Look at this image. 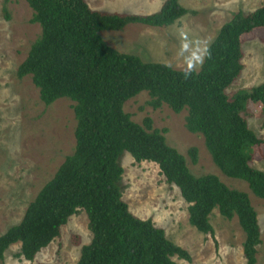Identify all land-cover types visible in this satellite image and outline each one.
I'll return each mask as SVG.
<instances>
[{
    "label": "trees",
    "instance_id": "obj_1",
    "mask_svg": "<svg viewBox=\"0 0 264 264\" xmlns=\"http://www.w3.org/2000/svg\"><path fill=\"white\" fill-rule=\"evenodd\" d=\"M9 1L2 0L5 12ZM25 1L32 10L29 21L39 25L40 34L16 75L30 77L45 105L61 97L73 101L75 144L21 219L0 234V261L15 243L20 244L18 257L33 260L79 210L87 216L91 241L81 247L76 264H178L172 256L190 260L163 228L134 215L123 201L119 157L127 152L137 162L155 163L165 182L178 188L187 203L188 223L197 231L213 236L214 208L226 219L236 217L244 234L245 264H256L261 233L248 194L228 187L215 174L194 175L185 157L167 143L166 128L153 127L148 116L134 122L123 105L145 91L154 109L163 104L175 113L186 109V129L203 137L215 166L246 182L251 193L264 200V171L253 166L264 136L258 137L242 115L253 102L264 116V81L227 92L243 68V36L264 27V3L238 11L223 23L206 47L203 63L186 78L188 69L120 53L99 34L131 23L171 25L193 13L179 0H163L150 14L101 11L87 0ZM187 152L196 163V147Z\"/></svg>",
    "mask_w": 264,
    "mask_h": 264
},
{
    "label": "rangeland",
    "instance_id": "obj_2",
    "mask_svg": "<svg viewBox=\"0 0 264 264\" xmlns=\"http://www.w3.org/2000/svg\"><path fill=\"white\" fill-rule=\"evenodd\" d=\"M91 8L120 13L150 14L163 0H87ZM187 13L168 26L131 23L119 30H102V40L123 54H134L146 62H161L187 70V58L204 50L220 26L238 11L247 12L264 0H179ZM32 10L25 0H10L3 10L0 0V234L22 217L27 204L49 180L75 144L73 101L61 97L50 105L40 99L29 76L18 78L16 70L24 60L40 27L29 20ZM187 42L188 49L182 46ZM243 68L227 89L229 94L264 81V27L243 36ZM197 64L194 69H198ZM142 91L127 100L123 110L134 122L152 119L153 127L166 128L167 143L184 157L194 175L215 174L230 188L245 191L257 212L261 243L257 263L264 264V200L249 190L246 182L224 175L211 160L203 137L185 127L186 109L173 112L166 104L154 109ZM243 117L258 137L264 136L260 106L248 102ZM196 147L193 163L188 149ZM123 168L120 188L129 210L142 219H151L164 229L166 237L185 249L190 260L172 256L178 264H245L244 239L236 217L226 219L214 208L210 215L213 236L197 231L188 223L187 203L178 188L165 182L153 162L135 161L129 153L119 157ZM253 166L264 171V145L253 155ZM88 219L79 210L61 227L59 237L41 249L31 261L18 257L20 244H12L0 264H76L81 247L91 241Z\"/></svg>",
    "mask_w": 264,
    "mask_h": 264
},
{
    "label": "clouds",
    "instance_id": "obj_3",
    "mask_svg": "<svg viewBox=\"0 0 264 264\" xmlns=\"http://www.w3.org/2000/svg\"><path fill=\"white\" fill-rule=\"evenodd\" d=\"M184 51H187L188 49V44L187 42L182 46ZM205 52L207 49L204 50ZM204 60V55L203 53H200L197 51L196 53L193 54V56H189L187 58V65H188V70L184 73L185 77H189L191 74V71L195 68L197 64H202Z\"/></svg>",
    "mask_w": 264,
    "mask_h": 264
}]
</instances>
